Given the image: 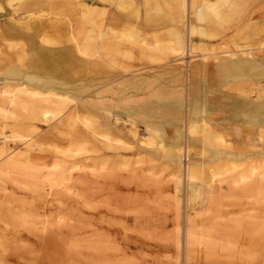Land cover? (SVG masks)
Masks as SVG:
<instances>
[{"label":"rangeland","instance_id":"374dc122","mask_svg":"<svg viewBox=\"0 0 264 264\" xmlns=\"http://www.w3.org/2000/svg\"><path fill=\"white\" fill-rule=\"evenodd\" d=\"M154 1L0 0V107L17 117L0 111V264H264V0H245L221 26L201 23L221 34L211 42L196 35L192 58L173 52L174 31H185L182 0ZM25 9L37 12L43 28H25ZM152 13L159 16L149 21ZM75 41L101 57L77 52ZM37 42L51 54L72 52L74 65L65 73L34 69ZM189 58L206 66L192 67L187 84L173 66L184 71ZM239 61L241 74H223ZM12 69L62 83L70 98L47 103V118L13 109L4 89L36 83ZM88 102L110 109L108 118L86 112ZM187 119L206 120L227 138L210 149L202 133L191 140L192 185L185 160L170 148L185 140L177 129ZM12 121L23 126L15 131ZM148 123L158 126L155 139ZM106 125L123 142L110 148L101 135V142L91 137L95 128L109 132ZM189 227L196 239L188 250Z\"/></svg>","mask_w":264,"mask_h":264},{"label":"bare ground","instance_id":"6f19581e","mask_svg":"<svg viewBox=\"0 0 264 264\" xmlns=\"http://www.w3.org/2000/svg\"><path fill=\"white\" fill-rule=\"evenodd\" d=\"M10 1H12V0H10ZM109 1H111V0H109ZM103 2H105V1H103ZM119 2H122V1H119ZM149 3H150V0H148V4ZM154 4H156V3H154ZM244 4H245V0H215V1L205 0L204 2H202L199 5H197L195 0H182V4H181L182 7L180 8V10H181L182 19H184V20H181V19H179V20L182 21V22L184 21L185 31H181V32L174 31L173 36H174V45L175 46H174L173 52L176 54V56H180L182 53H186V54H188V57L192 58L191 56H193L192 53L194 52V46H193V42L194 41H193V38L196 35L206 37V40L211 42V41L214 40V38H218L220 36V34H221V32L218 31V29H214V31H212V30L209 31V30H207L209 28H204L200 24L203 23V22H207L208 23L209 21L211 22V20H215L216 25L221 26L220 24H222L224 22L226 23L230 18H232V15L236 11H237V13H241V11L239 12L238 10L240 9V7H243ZM118 5H119V7L122 8V7H124L123 5H125V3L123 5L118 3ZM95 8H97V7H95ZM104 8L102 9L103 12H105ZM171 8H172V6H171ZM88 9H89V6H88ZM133 9H136V6L132 7V9H130V10H133ZM29 10L30 9H25V11H24L25 13H28V15L25 16V18L27 19L26 20L27 22H25V24H26L25 28L28 29V30L34 29V33H35V31H39L40 28H43V25L38 20L39 15L37 14V12L36 11L32 12V11H29ZM156 10L161 11V9L158 8V7H157ZM89 11H90V9H89ZM92 11L95 12L96 10L94 8L91 9L90 12H91L92 15L89 16L90 20L92 22L100 23L97 20V18L94 16L95 14ZM232 12H234V13H232ZM36 15H38L37 16L38 18L35 19L34 17ZM97 15L99 16L100 13H98ZM158 16L159 15L157 13H155V14L152 13V14H150L148 20L149 21H153V19H157ZM114 20H115V18H114ZM100 24H101L100 28H102V23H100ZM222 29H220V30H222ZM240 29H242V28H240ZM17 30H19L20 34L23 33L20 29H17ZM175 30H177V29H175ZM238 32H240V31H238ZM235 33H237V32H235ZM106 34L110 35V32L107 31ZM121 36L124 37L125 39L126 38L127 39H131L132 35L130 33H128V32H123ZM233 37H235V34H233ZM32 38H36V36L32 37ZM32 38H31V40H32V42H34V40ZM109 46H106L104 48L105 49H109ZM68 48H66V49H68ZM205 49H206V47L203 46L200 50L204 51ZM48 50H50V49H48ZM48 50H47V48H42L39 45L38 42L34 43L32 45L31 51H30V54H31L30 66L33 67L34 69H36V68H46L47 67L52 72L65 73L66 67L69 64L74 65V59H73L72 54H71L72 52L70 53L68 50H61V51H53L54 54H51L50 52H48ZM72 50L70 49V51H72ZM74 50H76L77 52H79V53H81V54H83L84 56H87V57H91L94 54H96V55L98 54V51L95 50L93 45H91V46H83L78 41H75ZM223 52H228V51H222V52H219V53H223ZM119 53H120V51H119ZM100 55H99V57H101ZM190 58H189V60H187V61L185 60L184 61L186 63V67H185L184 71H182L183 69L181 70L182 66H178V65H174L173 66V69L174 68L175 69L176 68L180 69V72H179L180 75L179 76H181L183 78V75L184 74L186 75L185 77H187V82H188L187 84L190 83V80L192 78V67H194V66L195 67L196 66H200L201 67V64H199L200 62H197V61L192 62V60H194V59H190ZM225 58L226 59H230L229 57H225ZM180 62H183V61H180ZM230 65L231 66L229 68H227L228 71H226V73H223L224 75H226V74L227 75H235V73L236 74L237 73L241 74L244 71V66H242L240 61L236 62V63H231ZM205 66L203 65V67H201V69L205 68ZM9 73L16 75V74H21L22 72H20V70H18V69H12L11 71H9ZM21 75H22L21 76L22 79L26 78L27 81H29L30 83H33V82H34V84L36 83L35 87L28 86L25 83H23V84L17 86L16 90H13V88L12 89H8L9 88V86H8L6 89H4L3 92L5 93V96L9 99V103H12V105L14 107L13 109L19 108L20 110H22V111H24L26 113H29L28 115L30 117H34L37 114L41 113L42 117L47 118V117H49V115L53 114L52 113L53 111L50 110L47 107V103L54 102V103L60 104L62 101H68V98H70L68 90L67 89H63L62 90V87H61L63 85L62 83L60 84L58 82L52 81L51 79L40 78V77H38L37 73H35V72L33 74L24 72ZM179 76H177L176 78H178ZM7 77H9V76H7ZM36 88H40V89H36ZM40 90H46V92H41ZM54 90H56V91H54ZM17 91H19L21 94H23V96L22 97L21 96H17L16 93H15ZM59 92H62V93H59ZM206 92H208V91H206ZM55 98H56V100H55ZM28 99H32L35 102H32V103L28 102ZM190 100L193 101V102L196 101V99H190ZM205 100H206V98H205ZM261 100L264 102V99H261ZM38 101H39V103H38ZM206 101H208V100H206ZM231 102H233V101H231ZM85 105H87V106H85V111L88 112V113L96 114V116L102 115L103 117L108 118L107 116H109L110 113H111L110 109H107V108H104V107H101V108L100 107H96V106H94L93 103H89L88 102ZM8 107H9V105H8ZM92 107H93V109H92ZM148 108H150V107L149 106L147 107V105L144 106L143 111H145L146 114L150 113L147 110ZM180 108L181 107H179V105L176 104V103H173L172 107H171V109L176 110V111L177 110H181ZM192 110L194 112L195 111H199V106L198 105H193ZM0 111L3 112L4 114H6L8 116V119H10V120L11 119L12 120H16L17 119V117H14V113L15 112L11 113V112L7 111V109H3L2 107H0ZM239 117H240V114H234V115L231 116L230 119L231 120H240ZM246 117H248L251 122H253V123L255 122L256 124L262 122L261 118L259 119L258 117L252 116L250 118L249 115L246 116ZM88 118H87V116L83 117L84 121L85 120L89 121ZM202 121L203 122L201 124H196L194 120L187 119L185 130H183L181 132L179 128L177 129L178 138L179 137L180 138L184 137L185 138V140H184L185 142L184 141L180 142L179 140H177L176 142H174L173 145L170 146V148L172 149V151L174 153V156L178 158L179 162L182 161V160H185V165H184L185 175L184 176H186L185 180L190 182L191 185L193 183H196L197 177L195 175V171H194L195 169L193 168L194 165L190 164L189 162H187V160H189L188 156H189V153H190V150H191L190 143H191V140H193V138L196 137L195 135L197 133H202L201 134V138L204 140L203 149H205L206 147L208 149H210L213 146H216L218 144V142H220V141H222V142H226L227 141V138L225 139V137H224V135L222 133H219V132L215 133L212 129H210L208 127L207 123H206V120H202ZM16 122H14L15 123L14 124L13 121H12V123L14 124V129L13 130L16 131V129H17V131H18V130H20V128L23 125H20L21 122L20 123H16ZM148 124L150 125L149 126L150 132H151V134L153 135V137L155 139L156 137H158V135L156 133V131L158 129V126L156 124H150V123H148ZM258 126H260V125H258ZM107 127H108V125H106V128ZM12 128H13V126H12ZM12 128H10V129L12 130ZM107 129H108L109 132L101 133V132H98L96 130V128H95L94 131H93L94 133H93V135H91V137L101 142L100 138L98 137L99 135H101V137L104 138V140H102V142L107 144L108 147H110V148H112L114 146H117L116 145L117 143L123 142L121 139H116L113 136L114 134L111 133V129H109V128H107ZM245 130H247V129H245ZM0 131L3 133V135L5 134L3 132V130H0ZM227 134H228V132H227ZM5 136L11 137V139L14 137V136H11V135H5ZM18 138L19 139L20 138H24V135L20 131L18 132ZM32 138H30L29 140H32ZM26 140H28V139H26ZM224 140H226V141H224ZM162 141L163 140H159L158 142H159L161 148H163L165 150V145L163 144ZM28 142H30V141H28ZM113 143H116V144H113ZM32 144H33V142L31 143V145ZM150 145H152V144H150ZM183 156H184V159H183ZM173 175H174V173H173ZM179 183H180V181L178 180L177 185ZM192 187H194V185ZM185 188H187V187H185ZM192 193L193 192H192V188H191V191L188 194L190 199L193 197ZM191 229L192 228L189 227L187 229V231H185V236H184L185 237L184 242L186 244L184 246V248L185 247L186 248L189 247L188 250L190 249V245L196 239V237H195L194 233L191 231Z\"/></svg>","mask_w":264,"mask_h":264},{"label":"built area","instance_id":"2783aa9c","mask_svg":"<svg viewBox=\"0 0 264 264\" xmlns=\"http://www.w3.org/2000/svg\"><path fill=\"white\" fill-rule=\"evenodd\" d=\"M1 138V137H0Z\"/></svg>","mask_w":264,"mask_h":264}]
</instances>
